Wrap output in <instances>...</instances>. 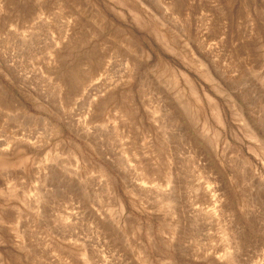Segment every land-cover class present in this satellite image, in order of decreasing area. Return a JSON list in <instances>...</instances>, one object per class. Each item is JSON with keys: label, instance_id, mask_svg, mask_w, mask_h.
<instances>
[{"label": "rangeland", "instance_id": "1", "mask_svg": "<svg viewBox=\"0 0 264 264\" xmlns=\"http://www.w3.org/2000/svg\"><path fill=\"white\" fill-rule=\"evenodd\" d=\"M0 264H264V0H0Z\"/></svg>", "mask_w": 264, "mask_h": 264}]
</instances>
